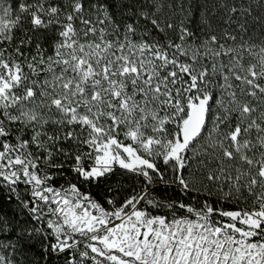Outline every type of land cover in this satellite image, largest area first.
<instances>
[{"label":"snow or ice","instance_id":"snow-or-ice-1","mask_svg":"<svg viewBox=\"0 0 264 264\" xmlns=\"http://www.w3.org/2000/svg\"><path fill=\"white\" fill-rule=\"evenodd\" d=\"M0 264H264V0H0Z\"/></svg>","mask_w":264,"mask_h":264}]
</instances>
